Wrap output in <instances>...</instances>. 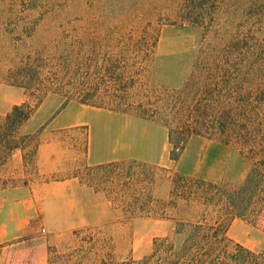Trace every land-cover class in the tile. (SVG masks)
<instances>
[{
    "label": "rangeland",
    "instance_id": "374dc122",
    "mask_svg": "<svg viewBox=\"0 0 264 264\" xmlns=\"http://www.w3.org/2000/svg\"><path fill=\"white\" fill-rule=\"evenodd\" d=\"M182 2L0 0V114L14 105L28 104L34 112L22 132L37 133L44 146L41 168L37 156L34 165L29 162L26 168L20 154L14 153L0 171V187L28 182L34 190L44 222L38 234L50 241L48 264H139L151 253L154 240L168 235L179 220L213 223L212 206L172 200L169 190L174 171L215 183L222 179L241 183L246 178L252 164L247 151L221 143L218 136L195 135L178 160L115 167L117 175L109 174L111 168L93 172L83 165L87 149L99 144L95 130L103 121L129 129L132 143L139 139L150 149L158 142L172 150L168 129L97 112L70 99L77 97L75 89L70 92L72 87H68L72 81L112 86L114 75L97 69L112 58L122 61L124 68L119 71L124 82L134 69L139 72L133 75L137 86L144 82L147 65L135 45L145 33L157 37L152 79L166 86L181 88L198 57L226 54L257 59L264 69V0H218L208 8L201 27H192L181 18ZM206 63L194 71L193 81L199 85L209 72ZM75 109L88 113H78L84 118L74 120L71 128L58 127L61 115L68 111L74 116ZM66 157L73 163L52 171L60 165H50V161ZM125 187H129L127 194ZM147 193L153 201L143 212L129 204L133 194L146 198ZM133 210V215L125 213ZM222 224L227 237L249 250H264V226L240 219Z\"/></svg>",
    "mask_w": 264,
    "mask_h": 264
},
{
    "label": "trees",
    "instance_id": "16d2710c",
    "mask_svg": "<svg viewBox=\"0 0 264 264\" xmlns=\"http://www.w3.org/2000/svg\"><path fill=\"white\" fill-rule=\"evenodd\" d=\"M217 1L184 0L180 16L192 27H201L208 8ZM156 45L157 37H150L146 33L136 42V53L141 54V60L147 65V78L139 86L133 76L139 73L138 70L134 69L124 82L123 72L119 71L124 68L122 61L112 58L97 67L99 71L114 75L112 86H106L105 82L91 85L68 82L67 86L70 83L68 87H72L70 92L75 89L77 96L70 99L162 124L168 129L173 161L180 158L189 138L197 135L218 136L225 145L240 146L247 151L246 156L252 160V164L241 183L227 179L218 183L207 182L174 171L169 190L172 200L182 199L200 203L204 207L212 206L215 211L213 223L179 220L168 235L154 240L151 253L139 264H264V250H249L227 237L222 224L224 220L240 219L255 227L264 226V69L257 65V59H236L226 54L198 57L192 74L182 87H170L152 79L153 50ZM202 62H207L209 72L203 84L199 85L193 81V77ZM33 75L39 79L37 70L33 71ZM34 77L32 91L36 89ZM100 92L103 94L100 95ZM33 112L28 104L22 103L0 114V171L16 152L26 168L29 162L34 165L39 146L38 134L22 132ZM129 164L151 166L129 160L86 168L93 172L111 168L109 174L117 175L115 167ZM125 175L129 180L132 173L128 169ZM148 180L152 182L151 178ZM128 188H124V193L127 194ZM152 201L148 193L146 198L133 194L129 204L143 212L144 207ZM135 211L125 213L133 215Z\"/></svg>",
    "mask_w": 264,
    "mask_h": 264
},
{
    "label": "crops",
    "instance_id": "0c3cea01",
    "mask_svg": "<svg viewBox=\"0 0 264 264\" xmlns=\"http://www.w3.org/2000/svg\"><path fill=\"white\" fill-rule=\"evenodd\" d=\"M90 107L97 112L119 114L142 123L162 126L167 130L162 124L156 122L142 120L112 110ZM75 111L74 116L73 113L69 116L68 111L61 115L63 117L58 127L71 128L84 118L79 114L85 115L88 113L87 110H80L81 112H79L78 109H75ZM74 120L76 123H74ZM96 129L95 135L99 144H94V146L87 149L84 166L95 167L115 161L129 160H137L152 165L160 163L166 158L172 160L170 158L171 150L169 152L166 145L155 142L148 149L146 144L139 139H134L132 143V133L125 126L121 128L117 123L110 124L103 121L97 125ZM133 147H137L136 150ZM43 148L44 146L39 143L37 152L39 168L43 166ZM68 154L70 153L66 150L65 156H68ZM66 161L67 157L63 161L57 158L52 159L50 165L53 164L57 167L60 165V168H54L52 171H61L66 164L73 163L70 160ZM43 224L44 222L41 223L39 218V206L35 199L34 190L28 186V182L0 187V264H48V243L50 241L45 236L38 234L39 227Z\"/></svg>",
    "mask_w": 264,
    "mask_h": 264
}]
</instances>
